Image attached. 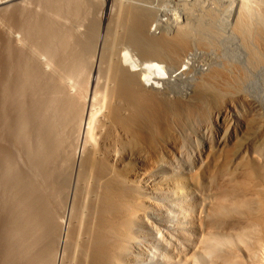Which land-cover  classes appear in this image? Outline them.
Returning <instances> with one entry per match:
<instances>
[{
  "label": "bare ground",
  "instance_id": "bare-ground-1",
  "mask_svg": "<svg viewBox=\"0 0 264 264\" xmlns=\"http://www.w3.org/2000/svg\"><path fill=\"white\" fill-rule=\"evenodd\" d=\"M35 1L38 19L5 14L29 44L0 43V264H264V0H232L226 36L213 11L101 0L74 44L60 17L90 1ZM171 213L186 228L162 234Z\"/></svg>",
  "mask_w": 264,
  "mask_h": 264
},
{
  "label": "rangeland",
  "instance_id": "rangeland-1",
  "mask_svg": "<svg viewBox=\"0 0 264 264\" xmlns=\"http://www.w3.org/2000/svg\"><path fill=\"white\" fill-rule=\"evenodd\" d=\"M22 1H25V2H22ZM89 1L90 2L88 3V6L86 4V8L82 10V12H81L82 14L80 13V14H78V16H72V15L70 16V14H66V15H63L62 17H60V19H61L60 24H61V26L63 27L64 30H66V29L69 28L72 31V29H73L72 32L70 31L71 35L69 33V35L71 36L72 40H73V37L72 36H74V37L77 36L78 37V34H79V36H80V34H86V35H81L80 37H82V36L83 37H87V30L92 29V26H95V28H97L98 30L99 29L101 30V28H102V21H101V0H89ZM117 1L118 0H115V4L116 5L120 1H122V2H124V1L126 2L127 1V3L129 1L131 3L132 2L133 3L135 2V4H138V6H140V7L143 6V8H145L147 10H150L152 12V14L156 15L159 19H165L166 17H168L167 20L170 21V22H172L171 24L175 23L176 21H182L185 18H187V20L190 21V23H191V21L193 23V22H196L199 19H202L206 15L207 12L213 11L216 14L218 13L217 15H220V18L221 19H220V21L216 22V24L218 25V24H220L219 22H223L222 24H224L223 25L224 27L222 28L221 31H224V33H225V31H227L226 33H228V29H229L228 27H230L229 20L231 18V15L234 12V3H233L232 0H124V1L123 0H119L118 2ZM37 3H36L35 0H28V1L27 0H18V1L17 0H10L8 2H5L3 4H0V7H1L0 8V43L3 42L4 37H6L5 35H7L8 33L9 34L7 35V37H9L10 32H11V35H13L12 37H14V38L19 37L20 35H21L20 36V39L23 38L22 37L23 36V33H22V30H21L22 28H20L21 26L18 24L20 21H18L17 23H16L15 20H14L15 21L14 23L13 22H9V17L7 18V16H9V14L16 13V11L17 12L19 11L18 12L19 13L18 16L21 14V16L23 17L22 12L20 10H22V11L23 10H26V11L23 12L24 14L26 12L25 16L27 14L29 15V16H26V18L30 17V19H31L32 16L33 17H36V18L37 17L40 18V16L42 15L41 13L43 11H42L41 6L39 4H37ZM251 3H252L251 4V7L252 8L254 7L253 8L254 9L253 11L257 10V11L254 12L256 14L260 10L259 9V8H261L260 6H263L264 1H263V4H261L262 1L260 2V0H251ZM115 4L112 5L113 12H116V8L117 7H116ZM216 5H217V7H216ZM16 7H17V10H16ZM22 7H25V8H22ZM27 7H28V9L30 7V9H29L30 11L27 10ZM257 7H258V9H257ZM67 15L69 17H67ZM2 17H3V19H2ZM5 18L7 19V21L9 22V24H6L7 21H6ZM89 18H91V19H89ZM32 19H34V18H32ZM5 21H6V23H5ZM69 21L71 23H69ZM224 21H225V23H224ZM15 23L18 24V26H16ZM225 24H226L227 27L225 26ZM8 26H11V27L9 28ZM17 27H19V28H17ZM220 27H221V24H220ZM154 28H155V26L152 25L151 28H150V30L152 32L158 33L159 29H154ZM7 29H9V31ZM10 29L12 31H10ZM223 29H225V30H223ZM6 30H7L8 33L6 32ZM13 30H15V31H13ZM17 30L19 32L21 31V34L19 32H17ZM68 30H67V32H68ZM5 33H7V34H5ZM224 33L222 32L223 35H224ZM226 33H225L224 36H226ZM80 37H78V38H80ZM14 38H12V39H14ZM76 38H74L73 43L71 42L72 44L76 43V40L78 39V38L77 39ZM17 39H18V41L20 40L19 38H16V40ZM225 39H224V42H225ZM24 40H27V39H24ZM24 40H22L23 42H21V43L26 44L28 41H25L24 42ZM72 40L69 39V41H72ZM29 42L27 44H29ZM213 56H214V53L212 52V50H206V49H203L202 50V48L194 47L193 50H191V52H190V54H189L188 57L191 58L190 62L192 64H194V66H196V64H203V61H204L205 64L210 63L211 60L213 59ZM185 67L186 66H183V68H185ZM206 67H207L206 65L199 66V67L197 66L195 73L196 74L199 73L202 68L205 69ZM192 86H193V82L190 83V85H187V92L192 88ZM196 123L194 122L195 125L193 124L194 129H197L198 127H202V125H203V122L202 121H200L199 123L197 121ZM175 214L174 213H171L169 215V218H165V221L159 222V224H157V226L160 227V229L162 231V234H169V232H172V234L175 235L176 234V231L181 233L186 228V226L184 225L185 222L180 227H178V224H177L178 218H177V216ZM156 215L157 214L155 212H153V214L151 215V218H150V222L153 221L154 219H157L158 216H156ZM150 229H151V226L150 225H149V227H144V228H142V227H135L134 228V231L137 234H140L141 235V238L140 239H142V240H140V239L139 240L142 241V243H140V245L142 247H145L144 243L145 244H148L147 240L150 239V237H151V235H150V232H151ZM152 229L155 232V230H156L155 229V225H153V228ZM154 235H155V238H156V243H158V241L160 242L161 240H163V242H164V239H163V237H162L161 234H158L156 232V233L153 234V236ZM169 237H170V235H169ZM196 239H197V235H194L193 236V241L196 240ZM171 240H174V236L173 235H171ZM179 248L183 249V245H180ZM153 249L154 248H152V250ZM162 250H161V248H159L154 254H152L153 255V258L159 259L161 261V263H163V264H182V262H179V261H176V260L174 261V259H171L170 257L166 259V257H164V255L162 256V254H164V253H162L164 250L163 251ZM147 259H148L147 260L148 261V264H152L151 257L150 256H147ZM187 263H185V264H187ZM188 264H191V261H189Z\"/></svg>",
  "mask_w": 264,
  "mask_h": 264
}]
</instances>
